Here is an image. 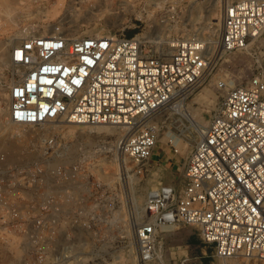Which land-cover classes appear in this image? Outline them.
Wrapping results in <instances>:
<instances>
[{
  "label": "built area",
  "instance_id": "1",
  "mask_svg": "<svg viewBox=\"0 0 264 264\" xmlns=\"http://www.w3.org/2000/svg\"><path fill=\"white\" fill-rule=\"evenodd\" d=\"M11 7L0 0V12ZM93 10L123 15L120 31L75 36L65 18L47 34L25 28L11 39L12 69L0 86V243H16L12 250L35 264L107 246L100 229L114 216L112 148L123 182L127 160L144 172L164 130L178 136L177 109L213 71L216 49L242 52L264 34V0L227 3L212 48L199 35L172 32L182 15L175 0H99ZM217 88L218 103L184 160L183 185L160 184L146 196V220L136 228L141 264H172L160 255L164 236L185 226L222 264H264V71ZM70 125L124 135L93 151L63 135Z\"/></svg>",
  "mask_w": 264,
  "mask_h": 264
},
{
  "label": "rangeland",
  "instance_id": "2",
  "mask_svg": "<svg viewBox=\"0 0 264 264\" xmlns=\"http://www.w3.org/2000/svg\"><path fill=\"white\" fill-rule=\"evenodd\" d=\"M98 1L12 0L10 10L0 12V86L5 84L12 69L11 39L25 28H30V31L36 34H44L55 29L61 18H65V21L72 20L70 24L74 27L71 26L70 29L75 36L120 31L122 26L116 24L123 20V15L111 17V14L107 12L93 10ZM175 1L181 7L182 15L178 27L172 32L184 36L199 35L209 42L212 48L217 45L220 35L222 9L227 3L236 0ZM90 9L95 13V16H90L91 18L85 16L88 11H91ZM74 12L77 16H70ZM130 15L134 16L131 13ZM162 29L155 28L154 32ZM126 32L133 33V29L127 28ZM258 70L264 71V34L242 52H224L222 49H216L213 71L201 81L192 94L183 99L177 109L179 114L174 117L173 125L178 136L173 138L167 129L164 130L155 156L144 172L139 173V167L127 160V168L124 170L126 182H123V170L115 148H112L111 161L107 162V165L109 164L113 174L114 216L107 230L100 229L101 234H106L108 237L107 246L101 249L103 242H97L98 247L90 246L86 251L66 254L68 257L63 258V261H61V253L53 254L52 257L56 258L55 262H51V257L48 262L42 264H141L138 257L136 228L146 220L144 206L148 192L160 184L183 185L182 166L198 138L196 131L198 132L200 128L208 124L219 100L217 82L232 78L236 84H240ZM0 96H4V91L0 90ZM101 127L106 129L101 130ZM15 130L20 131L22 128L15 127ZM62 133L70 138L73 145H86L88 150L93 151L98 150L99 144L103 141L111 142L114 146L124 135L118 128L112 126L70 125L66 126ZM170 138L172 142L168 141ZM175 148L179 149V153H175ZM66 226L70 232L73 230L70 222H67ZM14 247L16 243H0V264H35V258L31 254L12 250ZM213 252L211 246L201 241L194 227L185 226L164 236L160 255L164 261L172 264L179 263L187 256L190 259L189 263L194 262L193 264L201 261V259L196 260L199 256H204L210 264H222L220 260L213 258Z\"/></svg>",
  "mask_w": 264,
  "mask_h": 264
},
{
  "label": "bare ground",
  "instance_id": "3",
  "mask_svg": "<svg viewBox=\"0 0 264 264\" xmlns=\"http://www.w3.org/2000/svg\"><path fill=\"white\" fill-rule=\"evenodd\" d=\"M78 10H80V9H78ZM90 10H91V9H90ZM76 14H77V13H76ZM76 14H75V12H74V14H70V16H75ZM91 15H94V16H95V13H94L93 11H88V12L86 13L85 16H87V17L89 16V18H91V17H90ZM76 16H77V15H76ZM76 18H77V17H76ZM85 18H86V17H85ZM89 18H88V19H89ZM92 18H93V17H92ZM75 20H76V19H75ZM70 21H72V20H70ZM73 21H74V19H73ZM214 23H215V22H214ZM217 24H218V23H217ZM47 27L49 28V26H47ZM47 27H46V29H47ZM72 27H74V26H72ZM213 32L215 33V31H213ZM44 34H47V33H44ZM215 35L217 36V34H215ZM10 61H11V58H10ZM100 129H101V130H105L106 127H101ZM199 132H200V130H199ZM117 176H118V178L120 177L119 174H118Z\"/></svg>",
  "mask_w": 264,
  "mask_h": 264
},
{
  "label": "crops",
  "instance_id": "4",
  "mask_svg": "<svg viewBox=\"0 0 264 264\" xmlns=\"http://www.w3.org/2000/svg\"><path fill=\"white\" fill-rule=\"evenodd\" d=\"M198 259H201V261H197V263L196 264H210V261L209 260H207V259H205L204 258V256H199V257H197L196 258V260H198ZM194 262H192V263H189V264H193Z\"/></svg>",
  "mask_w": 264,
  "mask_h": 264
}]
</instances>
